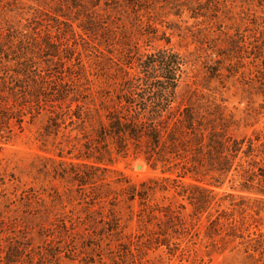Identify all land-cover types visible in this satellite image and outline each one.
<instances>
[{"label":"rangeland","instance_id":"374dc122","mask_svg":"<svg viewBox=\"0 0 264 264\" xmlns=\"http://www.w3.org/2000/svg\"><path fill=\"white\" fill-rule=\"evenodd\" d=\"M20 40L50 76L38 98L27 81L15 96L0 85L13 111L0 120V264H264V160L237 155L218 188L195 147L98 136L110 113H136L125 81L162 49L186 62L162 135L190 109L206 133L264 144V0H0L2 73Z\"/></svg>","mask_w":264,"mask_h":264},{"label":"trees","instance_id":"16d2710c","mask_svg":"<svg viewBox=\"0 0 264 264\" xmlns=\"http://www.w3.org/2000/svg\"><path fill=\"white\" fill-rule=\"evenodd\" d=\"M17 37V35L14 36V38ZM30 41L32 40L26 42L20 40L19 44L23 47V52L21 53L23 55H17V58L13 59L16 60L15 64H11L12 59H9L11 57L4 58L7 64L4 65L5 69L3 73L0 70L2 93L8 92L13 96L17 95L19 93V85H16V82L18 81L28 82V84H25V90H23L24 97L35 96L36 94L33 92L37 91L38 98V96L45 94L48 89L46 84L49 83L48 77L50 75L48 73L44 74L42 70H39L36 64H33L34 62L31 60L32 56H30L31 48H28L27 45H32ZM50 41L51 40L48 41L49 44H52ZM5 50V46L3 44L0 45V59L4 57L3 54ZM140 63L145 74L127 79V81H125V89L129 95L122 96L128 106H135L134 111L136 113L132 114L130 117H127L122 111L110 113L108 115L110 124L108 126L107 124H103L100 131H98V136L100 138L107 141V143L110 139L121 140L129 136L140 141V139L146 135L149 136L156 145H161V140L164 139L166 145H169L168 140H170V145L182 147L187 151L193 150L195 147L196 149L194 150L196 152L192 153L197 157L203 158L202 160L206 163V166L211 165V169L217 175V179H220L218 188H222L225 181L232 182L237 155L240 154L243 160L252 156L254 162L253 166L255 167H258L260 162L264 160L263 143L258 144L252 139L249 141L245 140V138L236 139L227 133L217 130H211L206 133L205 131L207 130H203L201 122L196 119V115L190 109L177 117L175 121L176 127L172 133H168L167 137L169 138L167 139L162 135L164 128L162 117L170 108L171 98L184 73L186 62L179 53L160 49L148 55L146 60H142ZM10 80H12V82H10ZM21 88L23 87H20V89ZM142 90L151 91L150 94L154 96L153 101H151L152 105H147L144 99L136 103V97ZM6 97L7 96L1 95V98L4 100ZM122 97H120L121 102ZM11 110V107H5V110L2 112L0 111V120H10V118H12L10 116L13 114ZM147 112L149 114L147 118L143 117ZM1 128H3V126L0 124V131H2ZM179 137H183V139ZM1 138L0 144H2ZM193 161L201 165L200 161L195 159ZM203 189L207 190L208 188L204 187ZM130 191L132 200H135L137 198L136 187L131 186ZM233 191H235V189L232 185L229 190L223 191V200H228L233 197ZM225 196H227V198H224ZM227 204L229 206L233 205L231 201Z\"/></svg>","mask_w":264,"mask_h":264},{"label":"water","instance_id":"95a60500","mask_svg":"<svg viewBox=\"0 0 264 264\" xmlns=\"http://www.w3.org/2000/svg\"><path fill=\"white\" fill-rule=\"evenodd\" d=\"M143 168L142 164H138V169Z\"/></svg>","mask_w":264,"mask_h":264}]
</instances>
